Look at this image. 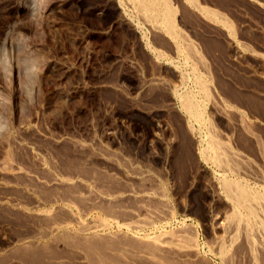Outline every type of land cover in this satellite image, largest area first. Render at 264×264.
I'll use <instances>...</instances> for the list:
<instances>
[{
    "label": "rangeland",
    "instance_id": "374dc122",
    "mask_svg": "<svg viewBox=\"0 0 264 264\" xmlns=\"http://www.w3.org/2000/svg\"><path fill=\"white\" fill-rule=\"evenodd\" d=\"M17 1L0 0V30H3L11 22L10 13ZM170 1L171 5L176 7L175 23L177 24L178 31L180 30L179 32L188 41L193 42L192 45H195L194 47H197L198 50L200 49V53L205 58L203 59L209 71L206 70L208 76L206 75L207 81L205 80V83L207 82L206 85H210L207 87L209 88V92H211L209 96L210 100L215 101L207 105L208 103H206L205 98L202 95H198V89H196V86L193 87L195 84L192 82L191 68L186 62L184 63L186 60L183 54L175 55L173 53V50L168 45L170 44V38L168 39L166 34L153 35L149 33L146 30L148 28L147 21L139 17L141 12L133 8L132 4L128 3V0H44L46 6L56 5L55 7L58 10L54 17L43 20L39 24L40 26H37V29L30 21H25V19L14 18L13 20L16 24H20L19 27L21 28L19 32L29 38L30 46L39 50V54L41 53L40 66L44 65L45 61H47L46 63L49 62L54 65V69L56 67L54 72L47 78L48 85L43 83L39 75L38 77H30L29 80L24 81L28 85L33 83L36 87L38 86L39 96L35 98L32 105L24 103V107L22 106L23 111L18 115V120L20 119L22 122L18 121L20 124L26 125L29 123L31 125V133L27 132L23 134L25 143H31L30 147L35 149H33L34 154L36 155L39 152L38 154L41 159L45 155V159L43 158V160L45 162L47 160L46 164L48 165L47 169L49 172H45L44 174L37 168L38 166H35L36 162L33 161L34 158L33 160L31 159L34 157L32 151L28 152L25 149L19 151L21 156L19 157L18 155L17 157L19 158L17 159H21L20 161H23L22 163L25 166L27 165L26 168L29 171H33L36 167V170L33 172L36 171L35 173H37V170H39L40 172L37 175L44 178L48 176L47 174L50 175L51 172L53 173L51 175L61 177L62 174L64 177H69L74 174L77 175V173L80 174L82 169V174L79 176L89 179L92 190L100 194L101 192L115 193L119 191L116 194H121L128 189L136 194L140 190L139 193L143 192V194L149 196V200H146L149 203L140 201L138 198L133 197V195L128 199L126 198V200L124 198H120L122 200L116 198L113 202L102 201L99 205L103 209L106 208L105 210L107 211H100V214L96 212L89 215V217H85V219L89 221L97 218V216L108 219V217L113 216V218L115 217V222L120 223L125 220L123 221L124 223L128 221V215L125 212L137 209L139 205L146 203V205L149 204L153 209L161 211L163 214L161 213L160 215L163 216L156 219V221L154 220L151 225L140 229L137 233L132 234L128 232V234L123 230V233L126 234V241H129L132 237L131 235L135 234L138 237H144V235L155 237V235L158 236V233H160L159 235L167 237V239L164 238L166 240H170L174 235L183 234L187 238L189 237L188 239L192 237L195 240L199 252L203 257L205 256L206 264L207 262L208 264H225L211 254L209 250L214 237H217V234L220 232L217 229L215 230V228L214 230H209V228L203 226L202 221L192 211V202L188 195V190L192 183L202 189V187L207 185V181H205L208 177L207 172H216L217 169L212 162L206 160L203 156L201 157V154H194L189 144L198 146L199 149L203 148L205 136L206 134L209 135V132L207 133L206 131H209L213 127L211 130L219 137L217 138L220 141H228L229 139L230 141L232 140L231 144L242 141L239 146H242L246 141L248 147L243 145L242 147L240 146L239 150H243L242 152L250 160L252 156L254 163L260 164L256 152H252L255 150V146H253L254 142L243 137L239 130L234 127L236 123L235 115L233 116L232 113L227 114L224 111L232 108V111L237 110L243 114L245 125L249 124L246 126L249 127L251 132L262 138L258 137L261 139L260 143L263 144L262 148L264 147V64L254 55V52H258L257 54H263L264 52V0H197L201 6L217 11L220 14L222 13L221 16L229 20V24L232 25V29L234 30L232 35L235 37H232L238 43V51L245 56L242 62L233 58L234 47H232L233 45L226 38L227 29L221 28L222 26L219 24H216V26L212 25L214 23H208V20L203 15L202 17L201 14L197 15L199 13L194 12L189 7L187 8L181 3V0ZM178 3H180V6L177 5ZM141 15L143 18V13ZM153 37L155 40L159 39L158 43L152 39ZM147 42L150 44L149 48L148 46L146 47ZM159 42L163 43V45ZM240 42L241 44H239ZM242 42L246 44L245 47H248L246 48L247 51L245 50L246 52L244 51L245 47L242 45ZM215 43L218 44L216 45ZM226 47L228 48L226 49ZM250 48L251 51H249ZM153 49L158 52L161 50L160 53L163 54V57L158 60L156 57L157 51L153 52ZM260 51L262 52L260 53ZM251 53L256 59L252 58ZM157 61L158 63H156ZM190 61L197 64V60L195 59H191ZM171 67L177 71L178 75L181 73L182 79H174L178 81V85L172 81L173 78H170L168 73L167 69H171ZM197 69L199 73L204 71L200 66ZM203 73L201 74L202 76L204 75ZM185 79L190 80L186 81ZM162 80L166 82L164 83ZM164 85L167 87L172 86L170 89L175 88L179 94H183V92L185 94L190 92V95L195 94L196 100L203 101L205 104L204 119L208 121L210 129H207L209 128L207 126L199 127L197 123H193L194 138L190 139L188 137L189 140L187 137L185 139L180 136L182 133L180 130L183 127L182 121L187 116L183 113L177 99L173 97V90L170 93L169 91L163 92L165 90ZM177 86L179 88L176 89ZM3 88L1 94L7 99L4 102L7 106L5 107V113H8V110L10 113L11 111L7 103L9 104L11 90L8 84ZM44 97L50 103L48 109L44 106ZM203 98L204 100H202ZM214 105L217 107V109L215 108L217 113L212 110ZM222 108H225V110ZM221 112L230 116L224 118ZM134 119L141 121L140 123L145 125L150 124L148 125L150 127L151 124H157L161 129H164V131L154 130L153 132L157 137L158 143L155 142V137L151 139L148 146L143 144L141 140L135 141L133 139L135 131H133L134 126L132 122ZM8 120H11V116L7 117V123L10 125L11 121L9 122ZM112 132L116 134V140L108 137V134ZM141 135L145 134H139V136ZM158 138H160L159 141L161 142L158 141ZM234 139L236 140L234 141ZM171 144H173V148L169 146ZM26 151L29 154L25 153ZM67 158L69 159L66 160ZM62 162L65 163L63 164ZM77 162L79 163L77 164ZM68 163L71 165L72 170H76L79 167L81 169L79 168V172L78 169L77 172L75 170L72 171ZM195 163H198V165H195ZM197 166L208 169L202 175L204 178L196 175ZM260 166L263 167V164L261 163ZM194 167L197 168L195 170L196 174L194 173ZM24 182L26 183L27 181ZM27 183L26 186L28 188L36 184L34 182ZM252 183L253 185H251ZM248 185L256 189V187H253L255 185L252 180H248ZM35 186L31 189L35 190L36 188L37 193L41 192L42 194L38 193L39 197L41 196V199L44 200L45 195L48 198V195L57 192L55 190V192L48 190L49 188L42 187L39 184ZM39 186L41 188H38ZM5 189L10 190L9 192L8 190L1 191L5 192V194L8 193L10 198L16 197L18 194L20 195V191L18 193L12 190V188ZM68 192H66V189L62 191L63 194ZM19 195L16 198L20 197L21 200H25V203L30 202V198L28 200L23 195ZM215 205L219 206L218 211H221L225 207V204L220 200L215 201ZM44 206L45 209L50 208V204L45 203ZM116 206L117 209L119 208V211L116 210L118 212L112 210ZM109 208H111V211ZM70 211L72 214H77V210L74 208ZM6 212H4L5 214L2 212V215H0V263L12 260L10 259L12 257V252L10 251L15 245L10 242L15 238L23 236L29 228L26 217H15ZM111 212L112 215H110ZM113 214H116V216ZM166 214L167 216L169 215L168 218ZM112 226V231H116L115 223ZM126 237L130 238L126 239ZM5 242L6 244L9 242V244L6 245Z\"/></svg>",
    "mask_w": 264,
    "mask_h": 264
},
{
    "label": "bare ground",
    "instance_id": "6f19581e",
    "mask_svg": "<svg viewBox=\"0 0 264 264\" xmlns=\"http://www.w3.org/2000/svg\"><path fill=\"white\" fill-rule=\"evenodd\" d=\"M181 1H182L181 3H183L187 8L189 7L194 12L199 13L197 15L201 14V17L203 15V17L208 20V23L210 22L214 23L212 25L219 24L222 26L221 28L224 27L225 29H227L228 31L227 37L225 35L224 37H226L229 40V42L233 45L232 47H234L232 53L233 58L235 60H239L240 62L243 61L245 56L243 55V53L238 51L239 49L238 43L232 37L234 36L232 35V32H234V30L232 29V25L229 24L230 23L229 20L223 18L224 16H221L222 13L220 14L217 11L211 10L205 6H201L199 1L197 0H181ZM170 2H171L170 0H128V3L132 4L133 8H135L138 12L140 11L141 13H143L144 15L143 18L141 17L142 16L141 13L139 14L140 15L139 17L144 21H147L148 28L145 29L148 30L149 33L153 35L161 34V33L164 35L166 34V36H168V39L170 38V44L168 45L169 47H171V50H173V53L175 55L183 54L186 60L184 61V63L186 62L188 66H190L191 68L190 74H192L191 75L192 82L193 84H195L193 85V87L196 86V89H198L197 93H199L198 95H202L207 101L206 102L208 103L207 105H209V103L214 102L215 100L214 101L210 100L209 96L211 92H209V88H207L210 85L209 84L206 85L207 82L205 83V80L207 79L208 76L207 74L208 66L206 67L204 60L205 58L200 53V49L198 50L197 47L195 48L194 47L195 45H192L193 42L191 43L190 41H188V39H186L184 35L179 32L180 30L178 31V27L176 26L177 24L175 23L176 7L171 5L172 3ZM179 4L180 3H178L177 5L180 6ZM55 6L56 5L46 6L44 0H18L15 6L13 7V10L12 11L10 10L11 22L8 23L3 30H0V215H2V212L4 213L7 211L6 213L15 217L24 216L27 218L29 224L28 226L29 228L26 231V233H24L23 236H20L19 238H15L10 242L13 245H15L13 246L11 251L10 249H8V251L12 252V257L10 258L12 260L8 258L10 261L6 259L7 261L5 262L3 261L0 264H17V263L20 264H206V260L204 259L205 256L203 257L202 254L199 252L195 240L192 237L188 239L189 237L187 238V236H184L183 234L177 236L174 235L170 238V240H166L167 237H163L162 235H159L160 233H158V236L155 235V237L153 236L149 237L145 235L144 237L143 236L138 237L135 234V235H131L132 236L131 238L126 237V239L130 238V240L128 239L129 241L125 240L126 234L123 233V230L126 231V233L128 232L132 234L137 233V231H139L140 229L144 228L147 225H151L154 220L156 221V219H159L160 217L163 216L160 215L162 213L161 211L153 209V207L149 206L148 204L149 202L146 201L149 200V196L147 194H143L142 190H141L142 193H139L140 191L139 190L138 193L136 194L135 192L129 189L121 194H116L119 193L120 191L115 193L101 192V194L98 192H94L91 188L90 180L84 179V177L81 178V176H79L82 174V169L77 165L79 162H77L76 166L81 169V173L80 174L77 173V175L70 174L71 176L64 177L61 174V177H59L58 175H51L52 172L50 173V175L47 174L49 176V177L47 176L48 178L46 177V175H45L46 178L37 175V173L40 171L43 172L44 174L45 172L46 173L49 172L47 169L48 165L46 164L47 160L46 162L43 160L45 155L41 159L40 155L38 154L39 152L36 155L34 154L35 153L33 152L34 148L30 147L31 143L30 144L25 143L26 141L23 138L24 136L23 134L24 133L26 134L27 132L31 133L32 131L31 125L29 123L26 125L20 124L19 122L21 121L20 119L18 120V115L20 112L22 113L23 111L22 106L24 105V103L32 105L34 103L35 98L39 96L38 86L36 87L35 84L33 83L28 85V83L27 82L25 83L24 81L29 80L30 77L31 78L33 76L38 77L39 75L41 76L43 83L47 84V78L49 77V75H51L54 72L56 67L54 69L53 67L54 65H52V63L49 62H48L49 64L46 63L47 61H45L44 65L42 64V66H40L41 53L39 54L38 52L39 50L30 46L29 38L19 32L21 28L19 27L20 24H16L13 19L20 18L23 20L25 19V21H30L33 24V26L36 27L37 29V26H40L39 24L42 23L43 20L55 16L58 10L57 7ZM212 27L214 28V26ZM152 39L155 40L154 37ZM158 40H155L156 43H158L157 42ZM159 43L161 44V42ZM239 44H241V42ZM161 45H163V43ZM242 45L245 47L246 44H243L242 42ZM147 46L148 48L150 46L148 42L146 47ZM243 46L242 48L244 49ZM158 47H160V45H158ZM227 48L228 47H226V49ZM246 48L248 47H245L244 51L245 50L247 51ZM155 51L157 50L153 49V52ZM160 51L156 52L157 53L156 57L158 58V60L163 57V54H161ZM249 51H251V48L249 49ZM261 52L262 51H260V53ZM255 53L256 52H254L255 57H258L260 59L259 61H261L262 64H264V52L263 54H257L258 52L256 54ZM250 55H252V58L254 57L252 53ZM191 59L197 60L198 65L196 63L191 62L190 61ZM156 63H158V61ZM198 66L203 68L204 71L203 70L202 71L204 73L201 71L204 74L203 76L201 75L202 73H199V71H197ZM184 69L186 68L184 67ZM167 70L170 75V78L171 77L173 78L172 81L177 83L178 81L174 79H179V78L182 79L181 73L178 75L177 71L173 67ZM162 82L164 81L162 80ZM182 83L180 84L182 85ZM6 84H8L11 90L8 101L9 104L7 103V105H9L8 108L10 109L11 112L9 113V110L8 113L6 112L9 117L11 116L10 125H8L7 123L8 116L5 113V107L7 106L6 103L4 102H6L7 99L6 97L3 96V94H1L2 88L6 86ZM170 87L172 88V86ZM170 87L165 86V90H163V92L169 91L170 93V91L173 90L174 92L173 97L177 99L183 113H185L188 118V119L187 118L183 119V121L181 120L183 122V127H181L180 131H182V133L180 136H182L185 139H187L188 137L192 139L194 138L193 135L195 132L192 126L193 123L194 124L197 123L198 124L197 126L199 127H203V126L209 127L208 121L204 119L205 104L201 100H196V97L194 96L195 94L190 95L189 94L190 92L188 94H185L184 92L183 94H179L176 92L175 88L170 89ZM177 88L179 87L177 86L176 89ZM3 98L5 99L3 100ZM204 98L202 100H204ZM43 101L45 104L44 106L48 109L50 107L49 101L45 97ZM213 104H217V103H213ZM209 107L211 108V106ZM215 108L217 109V107L214 105V107H212V110H214L217 113ZM223 110H225V108ZM232 110L233 109L231 108L230 110H225L224 112H226L227 114L232 113L233 116L235 115L236 123L234 124V127L239 130V132L243 135V137L254 142L253 146H255L254 148L255 150L252 152H256L258 160H260V164L261 163L263 164V167L260 166V164L258 165L257 163H254L253 160L254 158H252V156L250 160L249 157H247L242 152L243 150L242 151L239 150L241 146V145L239 146V144L242 143L241 140L244 138L240 140L241 141L240 143L238 141V143L234 142L233 144H231L232 140L230 141L229 139L228 141L227 140L220 141L218 139L219 137L216 136L211 130L213 127H211V129L209 127L207 129L210 130L206 131L207 133L209 132L208 133L209 135L206 134L205 136L206 138L204 137L205 142L203 148L199 149L198 146H194L192 144L189 145H191V151L194 154L199 153L201 154V157L203 156L204 158H206V160L212 162V164L217 169V171L207 172L208 169L205 167L197 166L198 169L194 167V173L195 170L197 169L196 172L197 174L196 173L195 174L198 175L199 177H203L202 175H204L205 172L208 173L207 175L208 180H206L207 178L205 179V181H207L208 183L206 182L207 185L205 187H202V189H200L199 186L192 183L188 190V195L191 198L190 200L192 202V211L202 221L203 226L205 228H209V230H214L215 228V230L217 229L220 232L218 234L216 233L217 237H214L213 242L211 241L212 244L209 247L211 254H213L215 257H217L220 261H222L225 264H264V149H263L264 147L262 148L263 144L260 143L262 138L259 135L257 136L254 135L251 132L249 127L246 126L249 124L245 125L242 116L243 114H241L237 110L235 111ZM221 113H219V115ZM222 114L224 118L226 116H230L225 113ZM132 122L135 128V130L133 128V131H135L133 135V139L135 141L141 140V142L143 144H146L147 146L151 142V139L154 137L156 138L155 142H157V137L153 134L154 130L164 131V129H161V127L157 126V124L156 125L151 124L150 127L148 126L150 124L148 125L142 124L140 123L141 121L137 119H134ZM139 134H145V135L139 136ZM230 136L232 137L231 134ZM108 137L111 138L112 140L114 139L116 140V134L113 132L109 133ZM256 137L257 138L260 137L261 139L259 138L257 139ZM159 140L160 138H158V141ZM235 140L236 139H234V141ZM172 145L173 144L169 146L173 148ZM243 145H246V141L244 142ZM246 146L248 147V144ZM24 149L28 150V152L29 151L33 152L34 157L31 158L30 156V158L32 160L34 158L33 161H35L36 164L34 162L33 163L35 164L36 167L38 166L37 168L40 170V171L37 170L38 171L37 173H35L36 171L33 172L34 170H36V167L35 168L33 167L34 170L31 169L33 171H29L26 168L27 165L25 166L24 163H22L23 161L22 162L20 161L21 159H17L21 156L19 154L20 153L19 151H22ZM28 152L26 151L25 153ZM18 155L19 157H17ZM68 159L69 158H67L66 160ZM196 164L198 165V163H195V165ZM79 168H77L78 172L80 170ZM77 169L76 170L73 169V170L77 172ZM86 172L88 173L87 170ZM248 180H252L254 182L255 186L253 187H256V189L251 188L248 185ZM24 181L27 182L29 181L31 183L34 182L36 184H33V186L39 184L42 187L44 186L45 188H49L48 190H53V191L55 190L57 192L54 191L55 193L48 195L49 196L48 198H46L45 195V200H44L41 199V196L39 197V194L41 192L40 193L38 192L39 193L38 194L36 188L35 190H32L31 188L33 186H30L31 184L29 185L30 186L29 189L26 186L27 182L25 183ZM251 185H253V183ZM5 188H12V190L17 191L18 193L20 191V195L21 196L23 195L24 197L28 198V200L30 198L29 200L30 202L25 203L24 202L25 200L24 201L21 200L20 197L16 198L18 197L19 194L16 196L14 194L15 191L12 193L16 197L10 198V195H8V193L5 194V192L1 191V190H8L9 192L10 189H5ZM38 188L41 187L39 186ZM65 189L66 192L68 191L69 192L63 194L65 192L62 193V191H64ZM131 195H133V197L138 198L140 201L142 200L143 202L144 201L148 202L147 203L148 205L144 203L145 205L141 204L138 206L137 209L129 210L125 212L128 215L127 222L123 223V221L125 220H123L120 223L115 222V217L113 218V216H110L112 215V212L109 215L110 217L107 216L108 219L100 218L101 216L100 217L97 216V218H93L92 220L89 221L85 219V217H89V215L94 214L96 212L100 214L103 210L104 212L107 211L105 210L106 208L103 209L100 207L99 203L101 204L102 201L113 202V200L116 198L118 199L124 198V200H126V198L128 199L129 197H131ZM216 199L222 201V203L225 204V207L221 211L220 210L218 211L219 206L215 205V201H217ZM45 203L50 204L49 209L44 208ZM104 204H108V203H104ZM106 207L108 208L107 205ZM73 208L77 210L76 211L77 214H72L70 210ZM109 209L111 211V208ZM118 209L117 206L115 209L112 208L113 211L114 210L116 211ZM113 215L116 216V214ZM114 223L117 229L116 231H112V227H113L112 224ZM219 234L220 236H218ZM7 244H9V242ZM10 247L12 246L10 245Z\"/></svg>",
    "mask_w": 264,
    "mask_h": 264
}]
</instances>
